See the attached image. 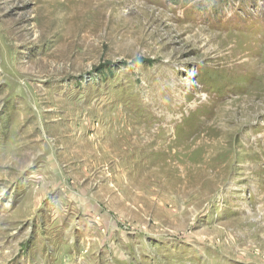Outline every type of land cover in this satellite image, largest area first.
Listing matches in <instances>:
<instances>
[{"label":"rangeland","instance_id":"374dc122","mask_svg":"<svg viewBox=\"0 0 264 264\" xmlns=\"http://www.w3.org/2000/svg\"><path fill=\"white\" fill-rule=\"evenodd\" d=\"M0 264H264V0H0Z\"/></svg>","mask_w":264,"mask_h":264},{"label":"bare ground","instance_id":"6f19581e","mask_svg":"<svg viewBox=\"0 0 264 264\" xmlns=\"http://www.w3.org/2000/svg\"><path fill=\"white\" fill-rule=\"evenodd\" d=\"M42 37H40V39H41ZM60 64V63H59ZM51 70V69H50ZM68 70V69H67ZM146 147V146H145ZM123 148V147H122ZM149 149V148H148ZM151 150V149H150ZM96 157V156H95ZM117 160V159H116ZM59 173V172H58ZM54 175V174H53ZM60 175V174H59ZM179 175V174H178ZM165 178V177H164ZM159 201V200H158Z\"/></svg>","mask_w":264,"mask_h":264}]
</instances>
